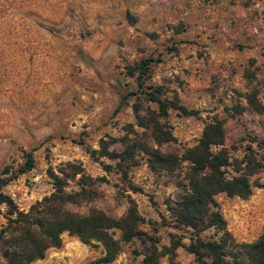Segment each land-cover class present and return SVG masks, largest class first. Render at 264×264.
I'll return each instance as SVG.
<instances>
[{"label":"rangeland","instance_id":"1","mask_svg":"<svg viewBox=\"0 0 264 264\" xmlns=\"http://www.w3.org/2000/svg\"><path fill=\"white\" fill-rule=\"evenodd\" d=\"M148 56L155 61L145 85L196 112L169 109L160 118L173 136L160 150L181 153L216 118L232 158L249 147L260 152L252 140L264 137V0H0V178L8 176L5 168L14 172L24 164V151L34 158L33 169L1 191L26 211L52 192L50 172L70 175L71 165L82 170L94 180L87 188L95 194L69 209L119 217L132 204L145 219L139 226L144 239L122 242L110 264H140L147 238L167 244L170 233L180 234L171 223L163 225L160 214L168 216L166 203L181 194L183 169L153 172L141 151L124 163L92 157L78 142L117 152L122 140L156 147L150 127L137 125L133 104L145 121L156 105L139 95L129 75ZM78 179L70 178L67 190H77ZM251 179L259 186L247 198L215 196L237 242H252L264 231V168ZM5 223L0 214V228ZM61 238L59 248L33 264H94L102 255L100 243L88 245L66 232ZM193 258L177 250L181 264Z\"/></svg>","mask_w":264,"mask_h":264},{"label":"trees","instance_id":"2","mask_svg":"<svg viewBox=\"0 0 264 264\" xmlns=\"http://www.w3.org/2000/svg\"><path fill=\"white\" fill-rule=\"evenodd\" d=\"M130 22L134 19L127 14ZM155 59L151 56L142 58L129 70L134 77L139 95L147 102L156 105L157 110H148V121L140 114L139 104H133V111L139 127H150V138L156 144L147 142L122 140L123 150L117 152L101 146L96 150L84 144L92 157L106 156L121 162L132 161L135 151L146 155L148 167L153 172L165 171L172 173L183 169L185 182L182 192L175 200L166 203L168 216L160 214L163 225H170L180 234H169L167 244H159L157 238H147L149 251L140 264H181L177 260V250L183 248L192 254L193 264H264V231L252 242H237L227 228L226 221L215 196L225 194L228 197L247 198L259 184L251 177L264 168V137L253 139L260 152L248 148L241 158H232L226 150L223 121L211 119L204 124L197 142L185 148L181 153L162 151L160 147L173 139L170 129L160 118L167 115L169 109L179 111L183 115H193L176 101L161 97L160 87L146 86L150 76V65ZM149 89V90H145ZM143 91V92H142ZM126 96L123 95L122 99ZM122 102L114 109L116 113ZM25 162L14 172L5 168V178H0V214L6 223L0 228V264H33L45 257L49 248H59L62 244L61 235L68 233L79 238L85 244L100 243L102 255L94 264H110L118 256L122 242H130L134 238L144 239L146 233L139 228L145 222L136 207L130 205L127 211L112 217L103 210L91 208L86 214H79L69 205L81 200L93 198L94 190L87 187L94 180L75 168L71 174L50 172L53 190L49 195L32 204L28 210H20L13 200L1 191V188L18 174L33 169L34 158L31 151H24ZM122 171V164H119ZM79 175L77 190H67L68 181ZM6 210L2 212V206ZM169 219V222H167ZM119 237H115V231ZM187 233L188 243L183 242ZM207 233H210L207 235ZM161 258H167L161 263Z\"/></svg>","mask_w":264,"mask_h":264}]
</instances>
